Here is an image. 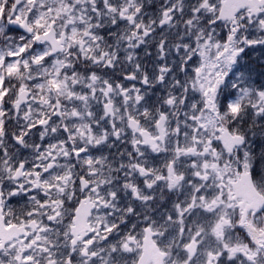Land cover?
Here are the masks:
<instances>
[{
  "label": "snow or ice",
  "instance_id": "1",
  "mask_svg": "<svg viewBox=\"0 0 264 264\" xmlns=\"http://www.w3.org/2000/svg\"><path fill=\"white\" fill-rule=\"evenodd\" d=\"M0 264H264V0H0Z\"/></svg>",
  "mask_w": 264,
  "mask_h": 264
}]
</instances>
